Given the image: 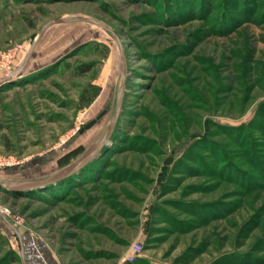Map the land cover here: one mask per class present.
Returning a JSON list of instances; mask_svg holds the SVG:
<instances>
[{
  "label": "rangeland",
  "instance_id": "obj_1",
  "mask_svg": "<svg viewBox=\"0 0 264 264\" xmlns=\"http://www.w3.org/2000/svg\"><path fill=\"white\" fill-rule=\"evenodd\" d=\"M34 43L0 89V264H264V0H0V79Z\"/></svg>",
  "mask_w": 264,
  "mask_h": 264
},
{
  "label": "water",
  "instance_id": "obj_2",
  "mask_svg": "<svg viewBox=\"0 0 264 264\" xmlns=\"http://www.w3.org/2000/svg\"><path fill=\"white\" fill-rule=\"evenodd\" d=\"M68 20H59V22H67ZM52 25L48 24L46 25L40 32L37 40L47 31V29ZM35 47V43L32 46V48L29 51L28 56L26 57L22 67L20 69H18L17 71L13 72L12 74L6 76L5 78L0 79V86L3 84H6L7 82L13 81L15 78H17L20 75L21 70L25 67V65L27 64V62L30 59V56L33 52V49ZM122 92H123V86L121 88L119 97H118V112H119V108H120V101H121V96H122ZM117 112V113H118ZM105 115V111L100 113L96 118H94L93 120H91L90 122H88L85 127L83 128L82 132L85 129H90L92 128L95 124H97L98 121H100L102 119V117ZM115 123H116V119L114 120V122L112 123L111 127L109 128L107 134H106V138L110 136L112 130L115 127ZM103 142V140H101L100 142L94 144L93 146H91V148H89V150L87 152H85V154L79 158L76 162L72 163L70 166H68L66 169H64L62 172L56 173L52 176H50L47 180H43L41 182H29V183H25V184H18L16 186H14L12 188V190H26V189H33L36 188L37 186H47L50 185L52 183L55 182H59L63 179H65L66 177H68L69 175H71L74 171H76L77 169H79L86 161L87 159H89V157L97 150V148L101 145V143ZM12 226V225H11Z\"/></svg>",
  "mask_w": 264,
  "mask_h": 264
},
{
  "label": "built area",
  "instance_id": "obj_3",
  "mask_svg": "<svg viewBox=\"0 0 264 264\" xmlns=\"http://www.w3.org/2000/svg\"><path fill=\"white\" fill-rule=\"evenodd\" d=\"M7 164H9V162ZM1 165H5V162L2 158H0V166ZM142 249H143V246L140 243H138V242L134 243L131 247L129 254H128V259L132 263H134L138 259V257L140 256Z\"/></svg>",
  "mask_w": 264,
  "mask_h": 264
},
{
  "label": "trees",
  "instance_id": "obj_4",
  "mask_svg": "<svg viewBox=\"0 0 264 264\" xmlns=\"http://www.w3.org/2000/svg\"><path fill=\"white\" fill-rule=\"evenodd\" d=\"M89 71H90V70H89L88 66L82 68V70H81L82 73H87V72H89ZM4 85H5V84L1 85V86H0V89H1L2 86H4ZM87 162H88V161H86L85 163H87ZM85 163H84V164H85ZM84 164H83V165H84ZM83 165H82L78 170H80L81 168H83ZM69 178H70V175H69L68 177H66L65 179L59 181L58 184H60V185L63 184V183H64L66 180H68ZM52 185H53V184H50L49 186H52Z\"/></svg>",
  "mask_w": 264,
  "mask_h": 264
},
{
  "label": "crops",
  "instance_id": "obj_5",
  "mask_svg": "<svg viewBox=\"0 0 264 264\" xmlns=\"http://www.w3.org/2000/svg\"><path fill=\"white\" fill-rule=\"evenodd\" d=\"M23 65V64H22ZM45 264H49V263H45Z\"/></svg>",
  "mask_w": 264,
  "mask_h": 264
},
{
  "label": "bare ground",
  "instance_id": "obj_6",
  "mask_svg": "<svg viewBox=\"0 0 264 264\" xmlns=\"http://www.w3.org/2000/svg\"><path fill=\"white\" fill-rule=\"evenodd\" d=\"M26 248V247H25ZM29 264V263H28Z\"/></svg>",
  "mask_w": 264,
  "mask_h": 264
}]
</instances>
